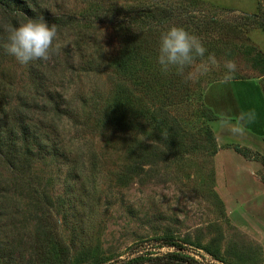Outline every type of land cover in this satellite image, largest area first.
Here are the masks:
<instances>
[{
    "label": "rangeland",
    "instance_id": "obj_1",
    "mask_svg": "<svg viewBox=\"0 0 264 264\" xmlns=\"http://www.w3.org/2000/svg\"><path fill=\"white\" fill-rule=\"evenodd\" d=\"M32 1L58 26L62 49L37 60L49 87L41 95L30 85L28 64L6 52L0 61L12 83L9 100L28 97L24 117L47 137L32 174L1 182L0 239L11 236L10 263H34L28 261L31 237L46 225L84 264H159L169 252L198 264H264V212L257 211L264 184L252 165L262 164L264 183V138L231 135L203 102L207 85L227 71L226 60L237 62L235 77L257 78L264 90V0ZM152 6L192 12L155 28L142 19ZM100 9L110 20L96 17ZM139 24L145 28H135ZM181 24L207 49L183 76L161 71L154 59L161 33ZM127 34L151 45L154 59L151 87L141 92L154 114L130 131L118 119L112 126L97 122L103 102L118 88L132 87L109 66ZM201 63L209 71L187 79ZM51 149L59 156L51 157ZM1 173L9 174L4 160Z\"/></svg>",
    "mask_w": 264,
    "mask_h": 264
},
{
    "label": "trees",
    "instance_id": "obj_2",
    "mask_svg": "<svg viewBox=\"0 0 264 264\" xmlns=\"http://www.w3.org/2000/svg\"><path fill=\"white\" fill-rule=\"evenodd\" d=\"M190 1V3L195 4V1ZM39 8L32 0H0V24L10 22L18 25V20L26 21L27 18H37L40 15H44V11ZM152 9L150 13L148 11L149 15L145 11L146 15H142V19L146 20V22L150 23L149 25L155 28L159 25L164 26L166 21H175L180 16L189 19V14L192 12L188 9H180L175 14V12L162 7L158 8V6L156 8L152 6ZM101 10L97 11L96 17L103 22L110 20L112 15ZM61 22L62 19H58L56 23L59 24ZM185 25L181 24L179 26H183L191 33V29ZM135 28L142 30L145 26L139 24ZM140 32L142 33V31ZM5 42L6 33L0 31V61H2L1 58L5 57V50L3 48ZM150 46L145 43L136 44L134 38H131L128 34L125 36L118 56L111 61L109 66L113 70L121 72L125 80L132 84V87L129 88L126 85L125 87L118 88L115 95L110 96L109 99L103 102L104 117H99L97 119L98 123L103 124L105 122L107 126H112L114 125V120L116 121L118 119L122 128L130 131L131 129H138L142 119L148 120V117L154 114L142 96V93L148 92L151 87L149 79L153 76L148 68H150L153 60L157 59L158 56L151 61L148 53L152 49ZM39 63L36 60L34 63L31 62L28 64L30 66L28 76L34 93L41 95L38 91H46L48 93L49 87L45 85L42 68L37 66ZM137 64L143 67L140 73L137 72V68L135 67ZM3 74V72H0V160L5 161L7 174H9L1 173L0 186H2L1 182H11V177L24 180V178L32 174L34 164L44 156L45 149L42 151V143L45 140L47 141L46 135L36 130L35 123L24 117L26 111L30 110V99L28 97H18L14 102L9 100L12 83L6 80ZM48 98L53 100V96L50 94ZM58 108L59 106L55 104L53 111H57ZM77 115L76 113L74 114L76 118L78 117ZM153 117L150 119H153ZM235 150L240 151L238 148ZM48 153H50L51 157L59 156V153H56L52 149L48 150ZM93 163L94 160L91 159V164ZM33 196L36 198V202L42 203V200H38V195L33 194ZM4 198L5 195L0 192V214L1 210L5 208L3 204ZM41 227L42 230L38 229L37 232L32 234L30 242L31 253L29 254L28 261H33L34 263L32 264H84V261L71 255L69 246L60 235L54 233L52 229H48L46 225H41ZM10 238L11 236L7 234L4 238L0 239V264H13L10 261L11 258H14L13 251L15 250H13V243L7 241ZM100 263H103V261L96 260L92 264ZM158 263L198 264L193 258L175 252L166 253Z\"/></svg>",
    "mask_w": 264,
    "mask_h": 264
},
{
    "label": "clouds",
    "instance_id": "obj_3",
    "mask_svg": "<svg viewBox=\"0 0 264 264\" xmlns=\"http://www.w3.org/2000/svg\"><path fill=\"white\" fill-rule=\"evenodd\" d=\"M0 31L6 33L3 44L5 52L14 57L21 65L32 61H48L53 55L60 53L61 43L58 42L59 29L53 23L49 24L43 15L37 18H27L18 25L4 22L0 24ZM207 49L201 40L190 33L183 26L173 25L163 31L159 38L157 62L161 71L167 73L175 69L177 74L184 75L185 70L195 64L198 58L205 56ZM215 63V60H212ZM225 72L221 84H229L235 79L238 64L235 60H226ZM209 71L207 63H201L195 72H189L187 79H195ZM256 119L255 110L242 111L234 119L222 117V124L233 136H242L246 125Z\"/></svg>",
    "mask_w": 264,
    "mask_h": 264
},
{
    "label": "crops",
    "instance_id": "obj_4",
    "mask_svg": "<svg viewBox=\"0 0 264 264\" xmlns=\"http://www.w3.org/2000/svg\"><path fill=\"white\" fill-rule=\"evenodd\" d=\"M221 80L207 85L203 93V102L218 118H235L242 111L255 110L256 119L246 125V132L258 139L264 138V90L257 78H235L229 84H221ZM244 160V159H243ZM246 162V161H245ZM249 165V163H246ZM251 165V164H250ZM257 165L254 176L262 183L263 166ZM257 211L264 212V190L257 200Z\"/></svg>",
    "mask_w": 264,
    "mask_h": 264
}]
</instances>
